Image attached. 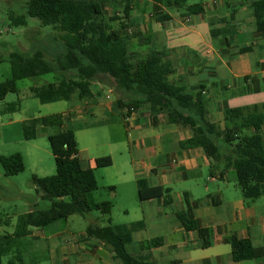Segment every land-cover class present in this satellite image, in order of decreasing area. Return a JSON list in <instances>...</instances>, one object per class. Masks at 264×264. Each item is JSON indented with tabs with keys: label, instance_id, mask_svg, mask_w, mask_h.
I'll return each instance as SVG.
<instances>
[{
	"label": "trees",
	"instance_id": "1",
	"mask_svg": "<svg viewBox=\"0 0 264 264\" xmlns=\"http://www.w3.org/2000/svg\"><path fill=\"white\" fill-rule=\"evenodd\" d=\"M152 1L165 8L186 7L187 16L202 13L200 4L188 5V0ZM105 3L104 0H27V16L60 34L63 54L54 62L46 61L40 50L31 56L11 54V80L0 83V101L8 94L17 93L16 82L53 73H71L72 78H61L57 83L31 88L30 93L41 105L69 102L73 97L85 101L92 96L91 82L103 77L114 83L115 92L120 96L114 104L116 108L126 110L124 118L147 109L153 126L164 121L168 125L190 130L192 137L179 142L181 150L199 149L209 161L210 175H216L220 181L225 180L233 170L236 187L244 200L253 201L264 197V142L261 135L264 114L242 116L221 124L211 122L202 92L192 93L185 86L174 82L176 73L167 53L150 48L152 36L130 32L128 22L131 7L128 4L124 6V23H120L117 30H112L104 18ZM250 7L256 32L264 33V0L251 3ZM153 18L161 24L169 20L163 13H157ZM10 22L13 26L26 25L23 16H11ZM210 34L215 36L213 31ZM122 97L125 99L122 100ZM18 110L11 108L6 111L15 113ZM1 115L4 112L0 111ZM65 124L66 116L63 114L22 123V138L26 142L36 139V129L39 127L57 131L47 138L55 174L44 178L32 176L30 180L35 194L41 200L50 202V208L46 211L33 208L19 216L13 233L0 237V264L6 244L28 238L32 229H43L71 216L84 217L91 210L87 198L97 190V181L92 170L82 168L75 133L65 128ZM111 165L108 157L95 160L98 169L109 168ZM0 167L7 178L24 172L20 154L0 156ZM137 187L139 201L165 195V207L171 205V200L166 196L168 190L148 188L143 180L137 182ZM185 206L184 212L176 214L177 220L187 232H196L202 249L208 248L211 245L210 231L199 229L188 217L187 201ZM111 208L109 203L94 206L107 224L102 227L90 225L86 230L87 238L110 246L113 260L118 264H152L145 256H133L127 252L132 232L141 226L111 225ZM229 246L236 263L264 257V248L253 247L249 240L232 236ZM6 264L25 263L20 256H14Z\"/></svg>",
	"mask_w": 264,
	"mask_h": 264
},
{
	"label": "crops",
	"instance_id": "2",
	"mask_svg": "<svg viewBox=\"0 0 264 264\" xmlns=\"http://www.w3.org/2000/svg\"><path fill=\"white\" fill-rule=\"evenodd\" d=\"M257 1L208 0L200 4L201 14L187 16L186 7L165 8L152 0H134L130 26L141 30L146 23L145 33L152 36L150 48L167 53L175 69V83L192 93L202 92L211 122L221 124L242 116L264 114V33L256 32L250 7ZM157 13L166 14L169 20L157 23L153 18ZM210 31L214 32V37ZM103 89L90 84L91 98L98 93L101 97ZM75 98L71 100L75 102ZM77 101L67 120L85 117L102 120L106 115H116L124 121L128 138L135 137L131 140L132 148L152 155L143 174H135L137 201L133 202L132 194L128 209L123 207L127 220L111 224L141 226L131 234V243L127 246L129 254L145 256L152 264H264V257L234 262L229 246V239L235 236L249 240L255 248H264V197L244 200L229 180L230 175L235 180L233 170L221 181L209 174L204 182L220 185L213 190L201 189L197 181L201 170L209 167V161L199 149L179 148V142L192 137L190 130L180 132L181 129L164 121L152 127L147 109L124 118L121 109L93 102L90 107H81L83 104ZM67 120L65 128H69ZM25 121L28 120L14 123L23 142H26L22 138ZM151 128L157 131L150 132ZM36 134V139L39 135L47 139L55 133L39 127ZM261 135L264 142V124ZM168 144L171 156L162 151ZM95 160L87 164L81 159L82 168L93 171ZM140 180L145 181L148 188L168 190L166 196L171 205L165 207V195L139 201L137 182ZM182 181H189L193 186L174 192L173 185ZM186 201L189 219L199 229L211 233V245L206 249L200 247L196 232H187L176 218L177 213L186 210ZM129 209L134 213L133 218L129 216ZM55 224L46 229H32L28 238L6 244L2 257L20 256L25 264H118L113 260L111 247L87 238L86 231L84 234L65 230L46 234ZM145 244L147 247L143 246Z\"/></svg>",
	"mask_w": 264,
	"mask_h": 264
},
{
	"label": "rangeland",
	"instance_id": "3",
	"mask_svg": "<svg viewBox=\"0 0 264 264\" xmlns=\"http://www.w3.org/2000/svg\"><path fill=\"white\" fill-rule=\"evenodd\" d=\"M104 1L106 3L103 5V14L106 23L112 30H117L120 23H124L122 19L124 6L128 4L133 9L135 2L134 0ZM205 1L208 0H188V3L201 4ZM26 3L27 0H0V83H7L11 80L9 57L13 53L31 56L40 50L44 59L49 62H54L63 54L59 40L60 34L57 31H52L50 27L41 26L36 19L29 18L26 14ZM11 16L25 17L26 25L13 26L10 22ZM130 17L131 14L128 23H130ZM117 18L122 20L109 21ZM145 24L143 30H137L130 26V32L146 35ZM61 78H72V74L53 73L18 81L15 85L17 93L8 94L3 101H0V111L4 112V115L0 116V156L7 157L20 154L24 162V172L15 177H5L0 167V237L13 233L19 216L30 212L33 208L38 211H46L50 208V202L41 200L35 194L30 181L32 176L44 178L55 174L54 161L48 141L42 135H39L35 141H21L18 125H14V123L55 114H63L67 120L77 100L75 102L70 100L69 102L60 101L41 105L30 93L31 88L57 83ZM98 79L91 82V86L98 85L104 88L101 97L98 93L89 100L77 101V103L83 104L81 107H90L91 102H93L95 105L103 104V107L111 106L114 110L118 109L114 104L119 96L115 92L114 83L103 77ZM124 99L125 97H122V100ZM11 108L20 109L15 113L6 111ZM123 111L125 115L126 110L123 109ZM67 122L69 128L75 132L80 159L89 164L94 159L108 157L112 165L102 169L95 167L93 170L98 188L88 195L90 212L84 217L76 215L69 217L66 222H56L54 226L46 230V234L62 230L74 234H84L87 226H106V219L94 209V206L100 203L111 204L112 208L109 215L111 224H122L124 220H127L123 213V207L127 206L128 209L130 202H132V194L133 202L137 201L135 198V174H143V170L150 164L152 155L143 149L134 150L132 148L131 140L135 137L131 135L128 138L124 121L116 115H106L102 120L89 117L81 120L71 118ZM149 122L150 126L156 127L153 126L151 119ZM178 129H181L180 132L184 130L180 127ZM49 130L53 133L57 132L51 128ZM149 131L155 132L157 130L151 128ZM162 151L167 156H171L170 144ZM210 173L209 167L201 170L202 175L197 181L201 189L207 187L209 190H213L214 186L220 185L204 182ZM229 180L239 193L236 182L231 175ZM191 186L193 184L189 181H182L175 183L172 188L174 192H180ZM128 211L130 218H133L132 209ZM10 258L3 257L2 264H6Z\"/></svg>",
	"mask_w": 264,
	"mask_h": 264
}]
</instances>
